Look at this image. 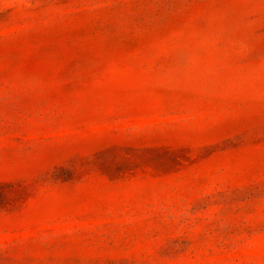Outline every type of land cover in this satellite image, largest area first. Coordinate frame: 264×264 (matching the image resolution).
I'll list each match as a JSON object with an SVG mask.
<instances>
[{
	"label": "rangeland",
	"instance_id": "obj_1",
	"mask_svg": "<svg viewBox=\"0 0 264 264\" xmlns=\"http://www.w3.org/2000/svg\"><path fill=\"white\" fill-rule=\"evenodd\" d=\"M0 264H264V0H0Z\"/></svg>",
	"mask_w": 264,
	"mask_h": 264
}]
</instances>
